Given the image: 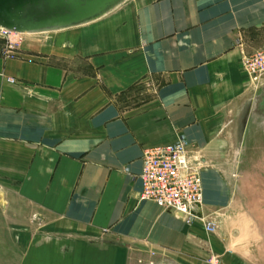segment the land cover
Returning <instances> with one entry per match:
<instances>
[{
  "label": "crops",
  "instance_id": "obj_1",
  "mask_svg": "<svg viewBox=\"0 0 264 264\" xmlns=\"http://www.w3.org/2000/svg\"><path fill=\"white\" fill-rule=\"evenodd\" d=\"M47 33L0 46V264H264V234L139 198L145 148L183 137L223 162L264 128V87L242 65L264 48V0H125ZM216 165L206 210L228 201Z\"/></svg>",
  "mask_w": 264,
  "mask_h": 264
},
{
  "label": "built area",
  "instance_id": "obj_2",
  "mask_svg": "<svg viewBox=\"0 0 264 264\" xmlns=\"http://www.w3.org/2000/svg\"><path fill=\"white\" fill-rule=\"evenodd\" d=\"M12 31L0 26V34L14 33ZM16 48L17 44L9 42L4 45L3 52L11 55ZM242 65L255 86L264 82V48L244 54ZM141 160L140 199L152 200L162 208L174 211L187 223L199 221L207 231L216 229L217 221L203 204V161L190 149L185 138L177 137L174 141L145 148ZM207 259L211 264L221 261L215 253ZM148 264H156L155 259L149 258Z\"/></svg>",
  "mask_w": 264,
  "mask_h": 264
},
{
  "label": "rangeland",
  "instance_id": "obj_3",
  "mask_svg": "<svg viewBox=\"0 0 264 264\" xmlns=\"http://www.w3.org/2000/svg\"><path fill=\"white\" fill-rule=\"evenodd\" d=\"M50 31L0 34V46L9 42L20 46L26 40L44 42ZM258 87H264V82ZM253 127L245 129L246 140L242 138L236 145L222 147L223 153H228L226 161L202 162L203 168L217 164L223 175L221 181L229 189L227 203L208 211L224 233L253 234L252 241L264 234V128L257 123Z\"/></svg>",
  "mask_w": 264,
  "mask_h": 264
},
{
  "label": "water",
  "instance_id": "obj_4",
  "mask_svg": "<svg viewBox=\"0 0 264 264\" xmlns=\"http://www.w3.org/2000/svg\"><path fill=\"white\" fill-rule=\"evenodd\" d=\"M125 0H0V26L41 32L96 18Z\"/></svg>",
  "mask_w": 264,
  "mask_h": 264
},
{
  "label": "bare ground",
  "instance_id": "obj_5",
  "mask_svg": "<svg viewBox=\"0 0 264 264\" xmlns=\"http://www.w3.org/2000/svg\"><path fill=\"white\" fill-rule=\"evenodd\" d=\"M13 32V31H12ZM15 33H32V34H36V33H39V32H28V31H24V32H19V31H14ZM41 32H45V31H41Z\"/></svg>",
  "mask_w": 264,
  "mask_h": 264
}]
</instances>
